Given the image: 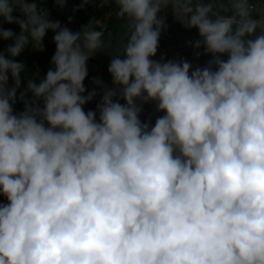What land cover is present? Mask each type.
Returning <instances> with one entry per match:
<instances>
[{"label": "clouds", "instance_id": "1", "mask_svg": "<svg viewBox=\"0 0 264 264\" xmlns=\"http://www.w3.org/2000/svg\"><path fill=\"white\" fill-rule=\"evenodd\" d=\"M115 3L127 42L86 112L104 33L73 32L37 0H0L21 27H0L14 40L0 54V264H264V0H227L223 13L216 0ZM169 11L198 28L206 66L153 59ZM49 30L54 67L28 79L15 113L14 58ZM149 102L164 113L154 125L140 118Z\"/></svg>", "mask_w": 264, "mask_h": 264}, {"label": "trees", "instance_id": "2", "mask_svg": "<svg viewBox=\"0 0 264 264\" xmlns=\"http://www.w3.org/2000/svg\"><path fill=\"white\" fill-rule=\"evenodd\" d=\"M41 5L44 6V10L50 14L53 13L52 15V19L53 20H58L61 22V25L63 26H67L68 28H70L73 32H75L76 30H79V28L86 22H88L91 19L94 18H102L103 20H106V32L105 34L108 36V33L110 32V38H111V42L110 45L105 42V47H115L117 51L121 50V47L124 43L127 42V30H128V26L127 24L121 20L120 18H118L115 15V12L118 11L115 0H113V3H110V5L107 4H103V2H91V3H84L83 6H81L80 8L74 9L73 5L71 7H68V10L64 13H62L60 16L57 15V11L54 8V0H40ZM227 1H224V4H226ZM221 13L224 12V9L220 10ZM17 15H20L19 12L16 13ZM172 12L170 11L169 14H165V13H161V15H166V21L168 24L172 25L173 29H174V35H173V39L171 41H183L185 38H190L194 41L201 39V37L199 36V30L198 28H192V29H187L185 28L175 17L174 13L173 16H171ZM160 15V16H161ZM175 19V22H173V20ZM0 27H3L5 29H11L14 33H16L17 35L21 32V27L19 24L17 23H7L4 22L2 20V18H0ZM8 42H14V40H7L5 41L2 37H0V46H3L4 44L8 43ZM32 47V46H31ZM104 47V48H105ZM103 48V49H104ZM32 52V57L29 60V69L33 72H31V74L33 73V77L34 79H36V67L37 65H39L40 70L42 69V65L43 63L41 62V58H35V56H37V54L39 55V53H37L36 51L34 52L33 48H31ZM36 54V55H35ZM169 55H171V53H169ZM189 56H191L190 58H187L188 55H186V53L177 55L178 60L179 59H187L188 61L192 60L195 58L194 54H190ZM153 59L159 60L156 56L153 57ZM190 59V60H189ZM32 61L35 63L34 66L32 67ZM38 72V74H39ZM10 75V74H9ZM11 76V75H10ZM9 86H13V82H10L9 80ZM42 106V105H41ZM13 108H18L21 111H24L25 105H24V101H22L18 96H17V100L16 102L13 104ZM15 113H18L14 110Z\"/></svg>", "mask_w": 264, "mask_h": 264}, {"label": "crops", "instance_id": "3", "mask_svg": "<svg viewBox=\"0 0 264 264\" xmlns=\"http://www.w3.org/2000/svg\"><path fill=\"white\" fill-rule=\"evenodd\" d=\"M224 1L227 0H216V5H219L220 3L224 4ZM110 45V43H109ZM178 46H176L175 48L177 49ZM33 48V47H32ZM34 50V49H33ZM43 52L45 55H47V48L43 46V48H37L36 52L40 53ZM118 52L116 50L115 47H111V46H107L104 49H101L99 51H97L96 55L94 57H91L88 60V70H89V75L85 80V87L87 89L88 92H91L93 89H96L97 91V95L96 97L88 102L84 107H85V111L87 112L88 110H96L97 108V104H99L101 102L102 96H103V87H101L100 85H97L96 83H94V78H101L104 82V85H106L107 87H113V83H112V76L108 71L109 68V64L113 58V53ZM174 55L177 57V55H180L178 52L175 51ZM164 57H166L167 55H162ZM45 57V56H44ZM191 56L188 55L187 58H190ZM50 57L46 58L45 60V64L42 65V69L39 72V74L36 75V79H34V75L33 73L31 74L30 69H28L27 71L24 68V72L21 73L22 78H23V85L18 89L17 92V96L20 97L21 93L25 92V89L27 88V84H28V79L29 80H35L37 82H39L41 77H45L49 68L54 67V65L52 64V59H50ZM21 60H24L23 62H26L27 64V60L29 61V59L27 58L24 59L22 58ZM26 60V61H25ZM190 60V59H189ZM189 62L192 63L193 67H195V65H197V61H194L193 59L190 60ZM29 68V66H28ZM31 71V72H30ZM27 80V81H26ZM24 81H26V83H24ZM11 82H13V86L15 84L14 78L11 77ZM85 95H87V92L85 93ZM27 96L30 97L31 96V92H27ZM121 103H125V101L121 100ZM138 103H140V101H138ZM41 105L43 106V102L41 101ZM164 113L159 112L156 108L155 102H149V103H145L143 105V112L141 113V120L147 122L148 120H151V122L153 123L154 121H156V119L163 115Z\"/></svg>", "mask_w": 264, "mask_h": 264}, {"label": "rangeland", "instance_id": "4", "mask_svg": "<svg viewBox=\"0 0 264 264\" xmlns=\"http://www.w3.org/2000/svg\"><path fill=\"white\" fill-rule=\"evenodd\" d=\"M94 1H96V2H98V3H100V2H103V4H107V5H110V3H113V0H87V3H91V2H94ZM37 2H38V4H39V7H40V9L42 10V11H44V12H46L45 10H44V6L43 5H41V3H40V0H37ZM85 3V0H67V5H66V7H64V8H60V7H58V6H55L54 8L56 9V11H57V15L58 16H60L62 13H64L65 12V10L67 11L68 10V7H71L72 5H73V8L74 9H77V8H80L81 7V5H83ZM170 12V11H169ZM169 12L167 13V14H169ZM47 13V12H46ZM48 14V13H47ZM166 14V15H167ZM49 16H51V15H53V13H50V14H48ZM161 15V14H160ZM171 16H173V13L171 14ZM106 20L107 19H105V20H103L102 18H94V19H91V20H89L88 22H86V23H84L80 28H79V30L78 31H80L81 29H82V27L83 26H86V25H88L89 23H90V26L92 27V28H95V29H97V30H101L103 33H104V36H103V39H104V41L105 42H107L108 44L111 42V38H110V32L108 33V36L105 34V32H106ZM175 20V19H174ZM58 21V20H57ZM63 26V25H62ZM128 31L129 30H127V35H128ZM54 35H55V33L52 31V30H49L48 32H47V34H46V36L44 37V40H43V46L44 47H46L47 48V50H48V52H47V55H45L43 52H41L40 51V53H39V55L37 54V56H35V58H41V62L43 63V64H45V60H46V58H48V57H50L51 56V58L50 59H52V57H53V55H54V53H55V51H56V44H55V41H54ZM181 41H178V42H176V43H178V45L180 44L181 45V43H180ZM12 43H14V42H8V43H6V44H4L3 46H0V54H7V48H8V46L10 45V44H12ZM32 45L31 44H29L24 50H23V52L20 54V56H18V57H15L14 59H16L17 61H19V62H21V63H23L24 65H25V70L27 71L29 68H28V66L30 65V63H29V61L27 60V58L30 60V58L32 57V52L33 51H31V48L33 47H31ZM33 49H34V52L37 50V48H35V47H33ZM38 53V52H37ZM36 55V54H35ZM45 56V57H44ZM22 58H24V59H26L27 60V64H26V62H23L24 60H21ZM25 60V61H26ZM34 62L32 61V67L34 66ZM24 72V71H23ZM11 75V74H10ZM22 76L23 75H21V79L23 80V78H22ZM27 81V80H26ZM26 81H24V83H26ZM10 82H11V76H10ZM22 83H23V81H22ZM23 85V84H22ZM5 202H7V198L5 197V196H3V194L2 193H0V203H5Z\"/></svg>", "mask_w": 264, "mask_h": 264}, {"label": "built area", "instance_id": "5", "mask_svg": "<svg viewBox=\"0 0 264 264\" xmlns=\"http://www.w3.org/2000/svg\"><path fill=\"white\" fill-rule=\"evenodd\" d=\"M223 3H220L219 5H216V10L220 11L221 9H223L221 7ZM161 17H164V15H161ZM173 22H175V20H173ZM167 27L166 29L162 32V35L160 37V43H159V48H158V53L156 55V57L160 60L161 58L168 60V59H173V60H178V58L174 55L175 51L178 52L179 54H183L186 53V55H190V54H194L195 58L193 59L194 61H197V65L196 66H206L207 62L212 58L211 54H208L204 51L203 46L199 49L195 48V41L190 39V38H185L183 41H181V45L176 42H178L177 40L175 41H171L173 38V27L172 25L168 24L166 21ZM172 38V39H171ZM176 46L177 49L175 48ZM169 53H171V55H169ZM199 53V55H198ZM162 55H167L166 57L162 56ZM223 58L225 60H227L228 56L227 54L223 55ZM194 67V68H195ZM40 70L39 65H37L36 67V73L38 74ZM36 74V75H37ZM16 112H22L20 109L15 108L14 109ZM153 125L155 124V122L152 123Z\"/></svg>", "mask_w": 264, "mask_h": 264}, {"label": "bare ground", "instance_id": "6", "mask_svg": "<svg viewBox=\"0 0 264 264\" xmlns=\"http://www.w3.org/2000/svg\"><path fill=\"white\" fill-rule=\"evenodd\" d=\"M155 122V121H154Z\"/></svg>", "mask_w": 264, "mask_h": 264}]
</instances>
